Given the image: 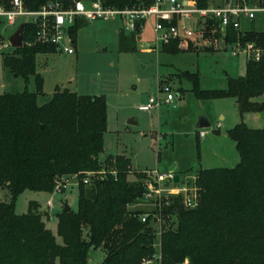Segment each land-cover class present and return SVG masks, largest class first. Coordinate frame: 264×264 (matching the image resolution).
<instances>
[{"label":"trees","instance_id":"16d2710c","mask_svg":"<svg viewBox=\"0 0 264 264\" xmlns=\"http://www.w3.org/2000/svg\"><path fill=\"white\" fill-rule=\"evenodd\" d=\"M48 1L56 0H24V5L33 10ZM196 1L204 7L209 0ZM0 2L8 6V0ZM104 2L118 8L138 3ZM81 22L71 29L73 42ZM209 24L206 45L220 37L217 27L212 33ZM35 35L36 26L24 23L23 45L2 57V64L25 83L34 76L35 91L25 86L19 93L0 94V187L10 195L0 201V264H86L90 248L104 251L99 264H147L153 254H159L158 264H264V129L240 122L226 130L235 142L238 163L195 173L198 204L176 210L177 228L162 231L156 252L151 226L136 217L141 210L131 207L146 185L143 174L135 173V180H129L130 159L123 154L109 155L104 162L99 158L107 128L105 98L55 87L51 98L38 104L43 77L36 71V54L55 50L35 42ZM137 37L120 30L119 51H134ZM223 40L252 42L260 57L247 59L244 74L227 77L223 89L200 90L198 75L187 74L196 97H234L240 113L263 111L264 100L256 98L264 95V31H240L230 25ZM183 45L186 50L195 48ZM162 48L182 50L178 41ZM73 175L77 209L57 215L63 239L58 244L37 201H29L25 213H17L15 204L24 190L51 193L58 182Z\"/></svg>","mask_w":264,"mask_h":264},{"label":"rangeland","instance_id":"374dc122","mask_svg":"<svg viewBox=\"0 0 264 264\" xmlns=\"http://www.w3.org/2000/svg\"><path fill=\"white\" fill-rule=\"evenodd\" d=\"M23 21L24 18H18L14 25H1L0 32L8 38ZM241 29L264 31V15H257L253 22L243 19ZM120 30L119 19L82 20L72 44L73 54H36V71L43 77V95L38 97V104L48 101L55 87L78 94L102 95L106 100L107 128L104 148L99 155L101 162L109 155L123 154L129 157L132 170L175 171L181 176H191L200 168L234 167L239 154L233 139L224 133L240 122L249 128L264 129V110L240 113L234 97L197 98L194 84L186 75H198L200 90L223 89L227 77L243 74V54L234 55L232 43L223 39L192 50L180 47L182 50L177 52H166L161 48L156 52L146 45L152 36L148 25L136 38L134 51H119ZM207 46H211L210 50L205 49ZM13 50L14 47L0 51V94L19 93L25 86L28 91H35L34 76L25 83L21 75L14 76L2 64L3 55ZM158 84L172 90L175 99L148 110L144 105L150 96L165 95L164 91H159ZM256 99L262 101L264 95ZM202 117L210 126L199 129L196 124ZM217 124L220 127L217 128ZM200 130L205 132L203 137L199 136ZM128 179L135 180V176L130 173ZM65 184L61 193L26 189L15 204L17 213H25L28 202L37 201L43 221L58 244H62L63 239L58 232L57 215L65 204L76 210L78 202L76 176H70ZM9 196L8 190L0 187V201L8 200ZM48 198L52 199L49 207L45 204ZM180 206L176 203L167 210L172 222L164 219V230L177 228L176 210ZM131 207L153 210V206L134 204ZM157 222L150 225L156 252L160 244V237L155 234ZM103 256L101 248H90L86 264H99ZM159 258V254H153L145 262L158 264Z\"/></svg>","mask_w":264,"mask_h":264},{"label":"built area","instance_id":"2783aa9c","mask_svg":"<svg viewBox=\"0 0 264 264\" xmlns=\"http://www.w3.org/2000/svg\"><path fill=\"white\" fill-rule=\"evenodd\" d=\"M137 1L136 5L118 8L106 5L104 0H68L67 3L56 0L48 1L38 9L32 10L24 5V0H8V6L0 2V26L14 25L18 18H24L23 24L30 23L36 26L35 42L50 45L54 47L55 52L73 54L75 49L72 46L71 29L79 21L119 19L121 31L124 33L135 32L140 36L145 25L150 26L152 36L146 45L158 52L164 45L173 41H178L179 44H192L193 47L205 45L206 26L209 23V26H213L210 31L214 33L217 27L223 39L228 26L239 30L241 20H254L257 15H264V0H221V5H214L208 1L204 7L198 6L196 0ZM11 48L13 46L8 38L0 32V51ZM231 51L234 55L243 54L246 60H258L260 57V49L252 42H246L242 46L240 41H236L232 43ZM158 89L164 91L165 95L150 96L144 108L149 110L173 102L175 95L172 90L160 84ZM204 135L205 132L200 130L199 136ZM130 173L143 174L146 183L136 204L153 206L152 211L143 210L136 213V217L149 226L158 221L155 233L158 237L164 230V219L170 220L171 214H168L167 210L176 203L187 209L198 204L199 186L196 184L195 174L191 176L178 174L179 179L174 182L175 171H140L129 168ZM89 175L84 179L86 184L90 182ZM167 181L168 186L165 185ZM64 187L65 183L58 182L52 192L61 193ZM45 204L51 206L52 199L48 198Z\"/></svg>","mask_w":264,"mask_h":264},{"label":"water","instance_id":"95a60500","mask_svg":"<svg viewBox=\"0 0 264 264\" xmlns=\"http://www.w3.org/2000/svg\"><path fill=\"white\" fill-rule=\"evenodd\" d=\"M8 40L10 41L11 45L16 48V47H21L23 45V23L19 24L18 28L12 33L10 34V36L8 37ZM129 122H133L132 120H129ZM210 126V123L206 120V118L202 117L199 118L196 127L197 128H205ZM179 179V175L175 174L173 177V181L177 182ZM169 181H167L165 183L166 186H168ZM70 210V207L68 206V204L64 205L63 211L67 212Z\"/></svg>","mask_w":264,"mask_h":264},{"label":"crops","instance_id":"0c3cea01","mask_svg":"<svg viewBox=\"0 0 264 264\" xmlns=\"http://www.w3.org/2000/svg\"><path fill=\"white\" fill-rule=\"evenodd\" d=\"M209 2L211 3V4H214V5H221V3H222V1L221 0H209ZM249 22H253V20H248ZM241 22H242V20H241ZM241 22H240V29L239 30H241V31H248V30H242L241 29ZM250 30V29H249ZM254 30H256V29H254ZM256 31H261V30H256ZM138 38H139V36H138ZM218 40H222V38L220 37ZM180 47L181 48H183L184 47V45L182 44V45H180ZM244 60H243V74H244V69H245V61H246V59H245V57L243 58ZM242 74V75H243ZM263 97V96H262ZM38 102H40V101H38ZM46 102V101H45ZM45 102H43V103H45ZM43 103H40V104H43ZM218 127H220V125L219 126H217V128ZM225 134V133H224ZM226 135V134H225Z\"/></svg>","mask_w":264,"mask_h":264}]
</instances>
